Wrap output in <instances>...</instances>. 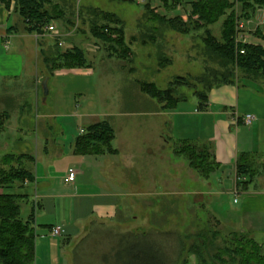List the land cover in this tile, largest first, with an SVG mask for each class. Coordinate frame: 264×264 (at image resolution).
I'll return each instance as SVG.
<instances>
[{"label": "rangeland", "instance_id": "1", "mask_svg": "<svg viewBox=\"0 0 264 264\" xmlns=\"http://www.w3.org/2000/svg\"><path fill=\"white\" fill-rule=\"evenodd\" d=\"M50 1L51 8L55 6L63 12L53 25H57V31L68 33L63 37H57L53 42V48L61 53L66 49L70 50L69 48L73 47L72 44H78L77 47L83 50L87 61L90 62L91 67L87 69H91L93 73L100 109L113 112L115 115L119 114L113 121L115 120L121 128L120 142L125 150V155L116 158V168H120V171H117V175H113V180L120 183L115 190L118 193L117 213L109 222H90L85 232L67 244L66 254L69 264H123L121 259L124 251L119 248L121 247L119 237L122 234L148 236L149 246L142 245L141 248L147 252V259H145L147 264H150V258L156 255L154 252L157 250L162 258L168 257V251L171 250V242L165 238L168 234L177 235L190 245L195 242L194 236L204 232L209 235L216 232L218 233L217 243L219 246L222 245L230 238L228 235L233 230L227 224L217 225L216 219L221 222L226 221V215L230 209L237 207L233 205V201H237L238 197L235 196V198L232 193L227 192L229 189L232 191L236 180L232 167L226 168L222 174L215 172L205 180L189 167L184 156L174 154L176 146L174 143L178 140L189 138L191 141L199 142L214 133L212 119L197 115L198 99L193 96L194 88L186 86L175 88V97L185 96L187 101L178 103L173 110H166L168 117L166 126L163 128V139L167 142L168 149L163 152L164 156L146 164L143 156H139L136 168L132 169L127 164L126 151L129 149L128 134H131L135 128L145 130L147 126L154 125L152 121H149V117H136L133 114L161 108L155 100L140 92L138 82L151 83L159 90H166L175 78L184 77L191 85L195 84V90L202 91L204 86L214 80L215 73V75L223 73L221 57L206 46L205 39L210 36L216 43H222V30L227 17H222L216 23L202 29H194V24L189 23L191 31L181 34L168 22L160 21L156 16L165 17L167 20L178 18L187 23L191 11L188 4L198 0H182L175 9L170 7L166 9L161 0ZM146 4L150 8L148 11L144 9ZM239 10L240 7L236 6V15H239ZM102 12L114 14L123 22L124 42L130 49L128 54L121 53L122 47H118V52H109L105 45L97 44L91 38L92 25H97L94 19L97 18L98 25L104 22ZM263 14V9H257L250 19L238 21L237 43L244 42V34L248 35L247 40L245 39L247 44L257 43L255 28L259 22L261 23ZM192 20L196 22L198 19L192 17ZM199 24L201 25L202 22ZM206 30L210 32V35L205 33ZM114 43L117 44V42ZM47 51V56L42 52L41 57L51 59ZM237 74H240L239 71ZM199 79H203L204 83L201 84ZM7 81L0 82V96L3 90L8 91L17 100L19 93L22 94L24 105L27 101L30 107L26 112L30 111L32 117H35L37 110L40 113L53 112L54 94H44L42 84L46 82L45 79L36 87L38 96L36 103L34 98L27 99L31 94V81L26 80L22 89L21 83ZM246 85L250 87L251 84L247 81L240 82V87ZM254 86L261 85L254 83ZM19 89H21L20 92ZM18 109L19 103L14 99L0 97V114L4 112L9 114L8 118L2 121L0 135L1 133L13 134L8 130L14 125L16 118H19ZM122 114H128V116H122ZM56 122L61 123V120L58 119ZM26 133L29 137H33L31 132ZM222 138L228 142L231 140L226 135ZM124 150L120 149L122 152ZM8 155L18 156L19 152L12 147L9 140L0 139V165L2 158ZM256 163L263 165L264 157L256 159ZM154 166L158 168L156 171L151 169ZM257 181L258 186L263 188L264 175ZM17 186L19 185H15L10 192L21 195L19 192L21 188ZM212 191H215V194H212ZM2 192L0 190V194ZM29 208V204H21L23 220L28 218ZM196 243L199 242L196 241ZM173 247L175 250L177 246L174 244ZM128 248L130 249V245ZM153 249L155 251L151 252ZM186 258L187 264H194V256L187 255Z\"/></svg>", "mask_w": 264, "mask_h": 264}, {"label": "crops", "instance_id": "2", "mask_svg": "<svg viewBox=\"0 0 264 264\" xmlns=\"http://www.w3.org/2000/svg\"><path fill=\"white\" fill-rule=\"evenodd\" d=\"M16 21L11 8L7 9L0 4V82H19L22 89L26 80L31 81V94L27 99L34 98L36 103V87L45 79L48 94H54L53 112L40 113L37 110L35 117H32L30 111L26 112L30 107L27 101L24 105L22 94L19 93L17 100L15 96L3 90L1 99L10 97L19 103V118H16L14 125L8 130L13 134L1 133L0 139L9 140L19 154L34 157L32 167L35 180L19 190L21 195L28 196L30 212L32 206L35 208L34 264H69L67 244L85 232L90 222L106 223L113 220L117 213L118 193L115 190L120 183L113 180V175L120 171V168H116V158L125 155L120 142L121 128L115 120L113 121L119 114L100 109L91 69H62L49 72L51 66L45 65L44 57H41L42 52L47 56L48 50L50 58L56 57L59 52L53 48V42L57 37L68 33L57 31L56 24L41 36L23 33L21 29L19 32L13 29L9 31ZM261 25L264 28V16L255 28L257 43L254 45L264 48V29ZM243 36L247 40L248 35ZM247 82L251 84L250 87L238 85L212 89L208 94L206 110L197 111V115L212 119L214 133L201 141L213 145L215 160L220 165L217 172L221 174L230 167L235 174V161L239 155L264 157V85L254 86V83ZM133 115L149 117V121L154 125L147 126L148 130L135 128L128 134L129 149L126 151V161L132 169L136 168L139 156H143L146 164L159 160L168 149V144L163 139V128L168 117L166 111L156 108L151 112ZM246 115L254 117L249 126L244 124ZM58 119L61 123L56 122ZM103 120H107L115 131L113 148L117 154L75 155V139L82 135L87 127ZM26 132H31L33 137H29ZM223 135L230 138V142L225 141ZM184 140L191 141L189 138L178 141ZM151 169L156 171L158 168L154 166ZM69 170L75 172L74 182L66 181ZM235 183L236 180L232 191L229 189L227 192L238 197L237 201H233V205L237 207L230 209L226 221L216 220L221 225H230L235 232L251 235L255 243L264 248V187L258 186L255 190L242 192L236 189ZM214 192L212 191V194H215ZM56 227L61 229V235L53 237L50 232Z\"/></svg>", "mask_w": 264, "mask_h": 264}, {"label": "trees", "instance_id": "3", "mask_svg": "<svg viewBox=\"0 0 264 264\" xmlns=\"http://www.w3.org/2000/svg\"><path fill=\"white\" fill-rule=\"evenodd\" d=\"M130 1L131 0H119ZM166 9H175L182 0H161ZM50 0H0V4L10 9L19 21L10 30L37 36L44 35L47 28L60 18L61 9L53 6ZM191 11L187 23L178 18L165 19L156 16L158 20L168 24L178 33L186 34L191 31L189 23L194 24V29L206 28L216 23L222 17L224 20L222 30V43H216L212 37L205 39L206 46L222 59L223 73L213 75L214 80L204 86L202 91L195 90V84L184 77H177L166 90H159L156 85L138 82L140 92L161 105V110H173L180 102H186L185 96L175 97V88L186 86L194 88L193 96L198 99L197 111L206 110L208 94L214 88L222 86H238L241 81H250L264 85V48L260 45L236 42V27L238 21L248 20L257 9L264 10V0H198L190 2ZM236 6L240 7L239 15L235 14ZM53 9V11H51ZM148 11V4L144 6ZM52 12V13H51ZM57 13V14H56ZM59 13V14H58ZM192 17L198 20L193 22ZM95 18V17H94ZM93 18V19H94ZM102 25H98L97 18L92 25L90 35L97 44L102 43L111 52L128 54L130 49L124 42L123 22L114 14L102 12ZM16 21V22H17ZM199 22H202L200 25ZM208 35L210 32L206 30ZM114 42H117L115 44ZM119 44V46H118ZM124 47V48H123ZM44 63L50 67L49 72L55 70L87 69L90 62L87 61L83 50L73 46L63 54L49 59L44 57ZM239 71V75L237 74ZM204 83L203 79H199ZM7 112L0 114V128L3 119L6 120ZM115 131L107 120L93 124L86 128L85 132L74 141L73 153L79 156H102L116 155L113 148ZM174 154L184 156L189 167L197 172L199 177L207 180L220 168L216 162L213 145L206 141H177L174 143ZM259 157L248 154L239 155L235 161L236 189L239 191L255 190L258 187V178L264 175V164L258 165L256 159ZM15 166H14V165ZM34 157L32 155H8L2 158L0 165V264H34L35 260V231L33 228L35 208L32 206L27 219L21 217V204L29 201L26 195L13 194L10 191L15 187L23 188L25 183H33ZM217 225H221L216 220ZM157 236V235H156ZM172 236V237H171ZM218 233L211 235L200 233L194 236L195 242L187 245L177 235L168 234L166 240L171 242V250L168 257H161L159 250L155 251L150 258V264H187V255L194 256V264H264V248L252 239L247 233L232 231L230 238L219 246L217 243ZM147 235L136 236L134 234H122L119 237V248L124 251L121 259L123 264H147L146 250H141L142 245L149 246ZM199 242V243H196ZM174 244L176 249L174 250ZM130 245V249L128 246ZM115 247V245H114ZM160 257H159V256ZM185 261V262H184Z\"/></svg>", "mask_w": 264, "mask_h": 264}, {"label": "built area", "instance_id": "4", "mask_svg": "<svg viewBox=\"0 0 264 264\" xmlns=\"http://www.w3.org/2000/svg\"><path fill=\"white\" fill-rule=\"evenodd\" d=\"M50 28V27H49ZM49 28H47V30H49ZM239 43V42H238ZM242 43H244V42H242ZM253 119H254V117L253 116H251V115H246L245 117H244V124L245 125H247V126H249L250 124H251V122L253 121ZM75 172L73 171V170H69L68 171V176H67V179H66V181L67 182H74V180H75ZM51 235L53 236V237H57V236H60L61 235V229L59 228V227H56V228H53L52 230H51Z\"/></svg>", "mask_w": 264, "mask_h": 264}, {"label": "water", "instance_id": "5", "mask_svg": "<svg viewBox=\"0 0 264 264\" xmlns=\"http://www.w3.org/2000/svg\"><path fill=\"white\" fill-rule=\"evenodd\" d=\"M42 85H43V88H44V94L47 95L48 91H47V88H46V82L44 81Z\"/></svg>", "mask_w": 264, "mask_h": 264}]
</instances>
